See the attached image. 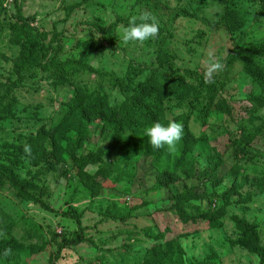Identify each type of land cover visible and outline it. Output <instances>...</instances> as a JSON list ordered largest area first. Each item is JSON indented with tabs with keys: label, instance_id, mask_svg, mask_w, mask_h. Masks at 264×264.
<instances>
[{
	"label": "rangeland",
	"instance_id": "374dc122",
	"mask_svg": "<svg viewBox=\"0 0 264 264\" xmlns=\"http://www.w3.org/2000/svg\"><path fill=\"white\" fill-rule=\"evenodd\" d=\"M21 4L35 38L50 51L45 59L39 50L19 75L20 49L11 43L10 25L18 22ZM143 13L157 18L158 39L122 44L118 30ZM209 53L223 68L206 77ZM80 59L120 78L131 75L136 85L156 76L172 83L188 73L201 77L193 79L199 87L186 98L189 107L177 113L187 123L184 131L202 139L220 166L222 184L199 212L190 216L180 198L171 200L178 189L166 188L144 152L148 137L134 124L152 123L132 115L126 123L123 103L137 92L104 86L106 104L91 110L87 127L63 124L74 104L82 108L105 79L86 69L66 76L57 71L56 61ZM209 92L215 102L206 119ZM263 103V0H1L0 170L7 175L0 176V243L15 242L1 264H260ZM153 119L166 123L157 110ZM9 175L51 209L22 197ZM70 209L82 217L84 239L61 252L59 246L79 233L64 215Z\"/></svg>",
	"mask_w": 264,
	"mask_h": 264
},
{
	"label": "trees",
	"instance_id": "16d2710c",
	"mask_svg": "<svg viewBox=\"0 0 264 264\" xmlns=\"http://www.w3.org/2000/svg\"><path fill=\"white\" fill-rule=\"evenodd\" d=\"M13 1L17 4L19 0ZM23 8L24 7L22 4L18 6V22L10 25V30L12 32L11 43L20 49V58L17 65V73L19 75L24 69H29V63L30 67L32 66L30 58L33 55H39V50L44 51L43 57L45 59L47 58L50 51V47L48 46L43 49L41 42L35 38L37 34H35L30 28L29 23L24 15ZM109 40L111 41V39L108 38L107 41ZM240 52L247 55H251L253 53L251 50L247 51L243 49ZM55 63L57 66V71L61 73L62 76H66L73 72H82L86 69L89 72H96L105 78L101 84V88L97 90L96 93H94L95 96H92L82 108L80 107V102L74 104L75 111L71 112L65 119L62 120L64 125L69 124L80 130L85 126L87 127V125L92 121L91 110L93 108L96 110L97 107H101L106 104L104 99L107 97H105L106 92L104 90V86L106 89H111L113 86H115L121 90L123 94L130 93V91L137 92V94L134 96L127 98L122 106L124 114L128 116V118H126V123L129 124V126L131 124L130 120H132L130 119V115L138 119H147L149 124L155 123L153 116L154 112L157 110L159 115L165 117V124L168 122H182L183 127H185L187 126V123H185L186 121L183 119V116H179L180 114L177 115V113L184 112V109L186 110V108L189 107V105L186 104V98H190V95L194 96L197 88L199 87L193 82V79L195 81H202L201 77H199L197 74L191 75V73H188L187 78L178 77L175 79L174 83H172L173 80L169 78L156 76L154 80L147 78L145 81L139 82V84L136 85V78H131V75L120 78L113 73H107L98 69L96 70L95 67L88 64L87 61L83 59L67 60L63 62L56 61ZM44 69L49 70V64L44 65ZM22 78L17 80V85L22 83ZM62 80L66 81V79ZM133 85H136V87H133ZM157 88H160L159 91ZM148 90H154V92L149 93L147 92ZM161 91L166 93L167 98L161 96L160 94L154 95L155 92ZM203 93L204 91L202 92V97H204ZM209 94L211 95L205 99L208 100V102L204 105L202 110L203 118L205 117L206 119L209 117L212 110L213 101L215 102V95L210 92ZM78 95L79 94H77V96ZM72 115L74 116L73 122H76L77 126L71 122V120H68ZM174 118L175 121H173ZM120 123V125H122V121H120ZM146 125L147 124L144 123L143 126L137 127V125L134 124V128H136L134 130L144 131V129L148 127V125ZM185 131L182 140L175 146L170 148L169 146L165 145L163 148L157 150L154 149L150 144L147 149L144 150V152L147 151L146 154L148 153L151 155L153 169H158L160 172H162L161 178L159 180H164L167 182L168 186H166V188L169 191H173L176 188L178 189V193L176 191V195L174 198L171 197V200L173 201L174 199L177 201L180 198V205H184L187 214V211L191 209V216L192 213L199 212V208L202 205L201 203L208 201L209 196L217 193V188L222 183L219 173V163L212 156L208 155L207 152H205L206 143H204L202 139L193 135L191 131ZM82 141L83 140L80 139L74 146L72 155L75 158V154L78 152V145H80ZM90 157L92 159V156ZM6 175V172L0 170V176ZM7 180L10 182L11 187L25 199L45 206L49 210L51 209L49 206H46L39 197L32 194L24 184L17 181L13 176H7ZM171 187L172 189H170ZM155 191L157 190L155 189ZM191 202L194 203L190 204ZM132 213L133 212L127 213L126 216L124 215L122 217L124 218L123 221L127 222ZM64 215L71 217L77 223L79 233L72 239L64 241V243L59 246L61 252L66 247L77 246L81 244L84 239L81 215L72 209H70ZM241 225L246 227L249 233H252L253 229L250 228L247 221H244V223ZM14 247L15 242L0 243V264L1 261L5 260L13 253ZM257 250H259L262 255L260 264H264V250L261 248H257Z\"/></svg>",
	"mask_w": 264,
	"mask_h": 264
},
{
	"label": "clouds",
	"instance_id": "9594fccd",
	"mask_svg": "<svg viewBox=\"0 0 264 264\" xmlns=\"http://www.w3.org/2000/svg\"><path fill=\"white\" fill-rule=\"evenodd\" d=\"M119 38L122 44L137 43L146 45L154 42L159 37L160 26L157 18L149 13H143L137 16H132L127 26L120 28ZM209 66L206 70V77H210L213 72L220 71L223 68L221 62H218L212 53H209ZM143 135L148 137V142L154 149H161L165 145L170 148L180 142L184 135V128L181 123L156 122L144 129ZM28 151V148H25Z\"/></svg>",
	"mask_w": 264,
	"mask_h": 264
}]
</instances>
